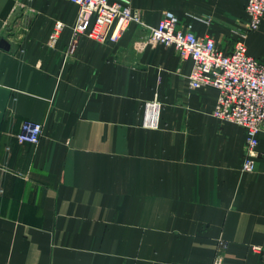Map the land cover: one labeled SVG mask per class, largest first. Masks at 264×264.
Segmentation results:
<instances>
[{
	"label": "crops",
	"instance_id": "0c3cea01",
	"mask_svg": "<svg viewBox=\"0 0 264 264\" xmlns=\"http://www.w3.org/2000/svg\"><path fill=\"white\" fill-rule=\"evenodd\" d=\"M128 1L226 54L248 24L247 0ZM78 13L0 0V264H215L220 240L223 264H264V132L243 174L246 132L213 116L215 90L189 87L191 60L141 48L136 24L117 43L76 37ZM245 44L264 61V20ZM24 121L42 124L38 145L17 141Z\"/></svg>",
	"mask_w": 264,
	"mask_h": 264
},
{
	"label": "built area",
	"instance_id": "2783aa9c",
	"mask_svg": "<svg viewBox=\"0 0 264 264\" xmlns=\"http://www.w3.org/2000/svg\"><path fill=\"white\" fill-rule=\"evenodd\" d=\"M75 4L78 18L73 28L74 36H84L98 42L117 43L133 25L145 27L148 36L141 43L146 46L173 47L182 60H191L188 76L191 89L211 88L217 92L213 116L220 122L233 123L246 132V155L242 165L244 174L255 172L260 157V134L264 132V61L248 54L245 39L259 30L264 20V0H247L246 30L239 33L234 50L226 54L211 36H199L194 23L182 25L172 12H166L157 26L145 23L142 13L128 0H66ZM157 118L150 113L144 125L157 127ZM43 136V126L24 121L16 138L20 144L38 145ZM226 242L219 241L215 264H223L222 254ZM260 252V247H253Z\"/></svg>",
	"mask_w": 264,
	"mask_h": 264
},
{
	"label": "water",
	"instance_id": "95a60500",
	"mask_svg": "<svg viewBox=\"0 0 264 264\" xmlns=\"http://www.w3.org/2000/svg\"><path fill=\"white\" fill-rule=\"evenodd\" d=\"M1 46L5 47L7 46V43L2 41ZM11 94V90L7 88H0V127L4 119L9 100L11 98Z\"/></svg>",
	"mask_w": 264,
	"mask_h": 264
},
{
	"label": "rangeland",
	"instance_id": "374dc122",
	"mask_svg": "<svg viewBox=\"0 0 264 264\" xmlns=\"http://www.w3.org/2000/svg\"><path fill=\"white\" fill-rule=\"evenodd\" d=\"M242 170V169H241ZM242 173H243V171H242ZM244 174V173H243Z\"/></svg>",
	"mask_w": 264,
	"mask_h": 264
}]
</instances>
